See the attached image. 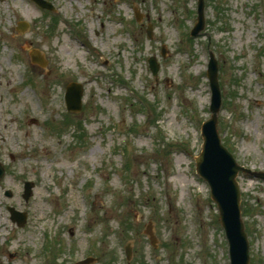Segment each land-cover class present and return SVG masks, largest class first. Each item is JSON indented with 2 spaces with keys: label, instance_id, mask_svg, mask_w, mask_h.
Returning <instances> with one entry per match:
<instances>
[{
  "label": "rangeland",
  "instance_id": "374dc122",
  "mask_svg": "<svg viewBox=\"0 0 264 264\" xmlns=\"http://www.w3.org/2000/svg\"><path fill=\"white\" fill-rule=\"evenodd\" d=\"M45 1L56 11L0 0V264H229L194 160L211 52L222 144L264 172V0H204L195 38L196 0ZM70 83L83 85L76 114ZM237 181L248 264H264V179ZM8 207L26 213L22 227Z\"/></svg>",
  "mask_w": 264,
  "mask_h": 264
},
{
  "label": "water",
  "instance_id": "95a60500",
  "mask_svg": "<svg viewBox=\"0 0 264 264\" xmlns=\"http://www.w3.org/2000/svg\"><path fill=\"white\" fill-rule=\"evenodd\" d=\"M42 9L54 11L50 3L43 0H31ZM204 3L198 0L197 4V24L191 35L197 37L204 28ZM139 20V19H138ZM25 24H21L19 30H25ZM148 37H151V30L148 31ZM33 63L45 65L42 57L35 52L31 55ZM149 68L153 76L156 77L159 65L154 58H150ZM207 78L211 90V117L202 125L203 147L200 156L196 159L197 174L204 179L210 187V197L216 204L219 212V221L222 225L229 245V256L231 264L249 263V244L244 231V226L240 216V190L236 178L239 172L249 174L255 177L264 178V174H253L249 170L238 166L231 154L221 145L217 132V115L221 107V94L218 83V68L213 54H210ZM83 89L80 85L71 84L67 88L66 103L68 110L78 113L81 110V99ZM4 170L0 164V178ZM32 185L25 184L24 199L27 201L31 194ZM7 196H11L7 193ZM11 220L22 226L25 222V216L14 209H9ZM88 260L81 264H89Z\"/></svg>",
  "mask_w": 264,
  "mask_h": 264
}]
</instances>
